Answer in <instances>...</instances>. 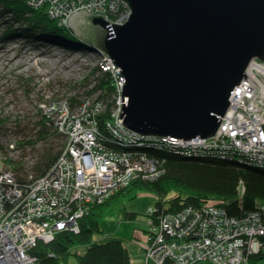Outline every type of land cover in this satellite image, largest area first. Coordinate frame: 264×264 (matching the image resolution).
I'll use <instances>...</instances> for the list:
<instances>
[{"label": "rangeland", "instance_id": "rangeland-1", "mask_svg": "<svg viewBox=\"0 0 264 264\" xmlns=\"http://www.w3.org/2000/svg\"><path fill=\"white\" fill-rule=\"evenodd\" d=\"M13 1H23L26 4L30 2L27 0ZM97 4V2L93 3L92 13L97 10ZM29 11L32 12V10ZM76 11L78 10L70 12L64 21H61L60 15L54 17V11H51L53 14H50L49 17L57 18L60 20L57 23L59 27L70 30L67 21ZM127 12L128 8L124 5L115 17L113 7L108 13L113 22L112 24L117 22L115 20L119 16L121 17L120 14ZM112 15L114 16L111 17ZM4 16L5 14L0 15V121H2L0 122V177L4 175L11 177L12 185L8 187L3 184L5 180H0V189L2 186L6 187L5 193L0 194V252L4 251L5 246L13 245V248L21 249L26 258L35 259L29 264H40L32 254L37 244L47 245L57 233L71 231H57L53 234V238L48 241L47 236L40 233L38 227L29 222L24 214L27 215L31 210L40 212L43 209L53 212L49 205L51 200L55 201L54 204L58 209L62 206L63 212H69L71 216L77 212L75 206H79L81 211L80 206L83 205V215L76 220V224L79 226L80 220L93 207L104 204L136 180L155 182L162 176L164 160L151 156L150 150L178 157L210 158L236 162L264 171V161L258 158L252 160L257 156L244 158V152H241V150L240 155L237 154L239 157L231 156L232 153H218L216 148L221 147L213 146L215 145V138L206 140V142L212 143V146L204 148L197 145L198 148L205 149L198 152V150H194L197 147L184 143L173 145L167 138H160L159 142H155L152 136H142L129 131L124 126L123 120L116 115L117 103L119 104V110L122 109V96L119 97V95L123 84L126 82L122 76V79L119 76L108 77L109 86L113 91L110 100L101 98L102 89L88 94V92L97 88L98 79L109 73V68L104 67L103 60L95 56L93 51L87 50L89 49L87 47H81L84 50L67 48L63 51L61 47H55V45L49 43L37 45L33 38L23 34V30H18L20 27L17 23L12 20L4 21ZM125 23L124 20H121L117 25H124ZM9 30H14L16 34L6 36V31ZM79 42L90 48L93 46L85 40ZM94 71H96V74L92 75ZM120 83H122V86H120ZM249 84L254 83L250 82ZM73 97L77 98V102L72 105L70 99ZM50 103L54 106L61 105L62 111L56 115L55 119L47 116L44 111L45 109L50 110ZM108 105H111L109 118L104 122L103 131L97 125L95 144L85 137L73 135V129L70 126L65 127L61 124L63 116H67V119L74 116V121L75 118L81 119L84 111H87L89 119L96 120V116L103 113ZM237 116L239 117V114L235 113L234 118ZM42 122L45 125L44 127L52 134L46 141L39 140L38 132ZM220 124H222V121H220ZM117 131L119 133L115 134ZM227 133L228 135L223 136L225 145L235 142L234 136L229 132ZM80 138L85 141V144ZM172 141H175V139ZM192 141L200 144L201 140L194 139ZM23 144L25 146H21ZM50 146H53L54 152H61L50 168L43 175H39L35 168L40 164L45 150ZM256 150L264 155V146L258 147ZM74 151L79 152L78 158ZM88 153L104 156V159L97 163L98 169L101 164L106 163L107 159H110L111 164L115 166L110 177L106 173L102 175L94 174L90 178L92 180L86 182L88 190L94 196L97 188L105 191L103 197L95 198L96 201H92V196L88 193L77 195L76 192L71 190V186L79 184L80 168L83 170L84 165L83 155ZM125 154H132V156L124 162V165L121 164L120 167H117V160ZM116 155L119 156L116 157ZM140 158H143L140 170L141 167L145 168L144 165L148 162H151L155 167L156 170L149 172L150 175L155 174L153 179L152 176L146 179L144 171L142 173L139 171L136 178L135 172L133 174L129 173L127 168L132 167ZM147 167L148 165H146ZM144 168L142 169L144 170ZM47 174H53L57 177L65 185V189H61L62 184L59 185L60 189L49 186L44 196L49 200L45 204V201H41L44 199L40 198L42 192L37 194V191L42 183L41 180ZM156 175L158 176L156 177ZM83 178H88L85 172ZM50 183L53 184V182ZM51 191L55 192L51 197H48ZM16 192H19V195H16ZM237 192L239 197L244 195L245 189L242 182L239 183ZM74 198H77L78 205L69 204L70 200H74ZM155 203L156 200L152 194L141 192L134 201L111 209L100 218L102 233L95 235L94 241L102 244L114 241L121 242L128 250L132 264H150L149 260L152 261V264H175L183 259L191 260L189 256L198 251L195 248L196 246H200L198 241L200 239L205 240L201 235L202 230L205 222L210 220L212 216L211 212L209 214L205 212L208 210L207 208H219L224 215L220 219L219 226L217 224L209 226L212 230L218 228V235L215 237L217 241L213 244L214 246L216 244L221 246L224 242L220 240L230 238V236L222 238L219 234L229 233L231 228L235 227L233 218L241 219L256 210L264 211V206H261L241 216H234L230 215L221 203L218 204L217 201L212 202L211 200L203 204L184 207L177 212L161 213L157 217L155 216ZM21 208H25V210L20 211ZM65 213L63 214L65 215ZM126 215H133L134 219L126 218ZM185 216H187L186 223L178 224L177 222L181 219L185 220ZM197 217H200L202 221L200 224ZM193 219H195V222H193ZM147 224L151 230L149 233ZM20 225L23 227L21 234H19ZM260 240L264 243V237H260ZM213 245L211 244V246ZM201 246L204 247L203 244ZM219 246L214 247L215 249L209 251V254L215 256L216 253H220L221 247ZM208 250H210V247ZM261 251L264 253V248ZM10 252L6 251L5 253L8 263L22 264L19 262V254L9 255ZM83 254L84 251L80 250L76 255L82 256ZM14 257L15 260L11 262L10 259H14ZM249 257L252 256H248L247 263L251 264ZM70 264H76V260L71 259ZM197 264L211 263L200 262ZM252 264H264V259Z\"/></svg>", "mask_w": 264, "mask_h": 264}, {"label": "water", "instance_id": "water-1", "mask_svg": "<svg viewBox=\"0 0 264 264\" xmlns=\"http://www.w3.org/2000/svg\"><path fill=\"white\" fill-rule=\"evenodd\" d=\"M123 1L132 11L124 25L83 9L68 26L121 69L124 126L187 142L214 137L247 65L264 62V0Z\"/></svg>", "mask_w": 264, "mask_h": 264}, {"label": "trees", "instance_id": "trees-1", "mask_svg": "<svg viewBox=\"0 0 264 264\" xmlns=\"http://www.w3.org/2000/svg\"><path fill=\"white\" fill-rule=\"evenodd\" d=\"M23 1L0 0V15L5 16L4 21L12 20L23 30V34L33 38L37 45L49 43L50 45L75 49L83 45L71 35V31L59 27L57 23L47 20L35 12H28L23 8ZM10 31V32H9ZM6 31V36L14 34V30ZM16 34V33H15ZM37 37H40L39 39ZM39 43V44H38ZM96 71L92 75H95ZM97 88L88 94L102 89L101 98L111 99V87L108 77L104 75L98 79ZM72 105L77 98L70 99ZM110 106L103 113L96 116L99 129L103 131L105 120L109 118ZM2 122V121H0ZM39 126V140H48L51 133ZM25 146V144L21 145ZM151 156L163 159V174L155 182L136 180L128 188L120 191L100 206L93 207L79 222L77 234L62 231L57 233L53 240L44 245L38 243L32 254L40 264H70L71 259L76 264H132L128 250L121 242L98 243L94 236L101 234L100 218L111 209L124 206L134 201L141 192L154 196L155 216L161 213L177 212L190 205H199L208 201H217L222 204L230 215L241 216L264 206V171L236 162H226L210 158L178 157L150 150ZM61 151L54 152L53 146L48 147L40 164L35 168L39 175H43L56 160ZM242 182L245 192L239 197L237 189ZM134 219L133 215H126ZM84 251L77 256L78 251ZM264 258L253 257L250 263Z\"/></svg>", "mask_w": 264, "mask_h": 264}, {"label": "built area", "instance_id": "built-area-1", "mask_svg": "<svg viewBox=\"0 0 264 264\" xmlns=\"http://www.w3.org/2000/svg\"><path fill=\"white\" fill-rule=\"evenodd\" d=\"M101 3L100 7H103L107 13H109L110 10L113 9L115 10V17L117 16V14H119V11L122 7L120 6H114L115 3H120V0H97ZM62 2L65 4V7H68L69 9L73 8V11L76 10V8L73 6V0H62ZM115 2V3H114ZM122 4V3H121ZM124 6V5H122ZM72 11V12H73ZM93 11V10H91ZM98 11V10H96ZM95 11V12H96ZM51 15L53 13H50ZM56 14V12H55ZM123 14V13H122ZM120 14L121 17L119 16L118 19H116L115 22L116 24L121 21L124 20L125 22H127L128 18H129V13H125V14ZM67 16V14H64ZM108 17L109 15L106 14ZM58 15H54V17H57ZM114 15H112L111 17H113ZM104 67H106V65H104ZM251 81H245V85L239 89H236V92L234 93L237 98H241L240 95L245 94L246 99L250 100L247 101L245 99V101L247 102L248 105L251 106L249 112L246 111H240V113L238 112H234L239 114V117L237 116L236 118H234V115L232 116L231 119V123L229 122L228 124H226L225 126L227 127H223V123L225 122L224 119H226V117L223 119L222 121V128L221 131L219 130L220 134L218 133L217 136L215 137V142L213 146H218L221 148H216L217 152L220 154H228V153H232L231 156H237L240 155V144L238 141H243L242 140H235V142H230L228 144L225 145L224 143V139L223 136L225 134L228 135V130H231L232 126L233 129L229 132L231 135L235 136L237 135V131L236 128L239 126H243L245 127L246 124H249V122H252V119L254 118V116H251L248 118V116L250 115H256L258 113H260V110L257 108L256 104H255V99L259 98V96L255 93L254 95H252L253 91L250 88H247V86L250 87L251 84H249ZM120 86H122V83H120ZM244 92V93H243ZM244 98V96H243ZM241 102H242V98H241ZM262 105V104H261ZM261 108V107H260ZM45 109V108H44ZM50 110L45 109V113L47 116H50L52 119H55L56 115L61 113L62 109H61V105H56L54 106V104L50 103ZM231 112V111H230ZM242 112V113H241ZM67 113V112H66ZM245 114L247 116L246 119H241L240 117H242V115ZM118 115V114H116ZM60 116V115H58ZM80 117V115H78ZM64 118L61 120V124L66 126H70L73 129V135H79V137H85L87 140H91L94 144H95V138L97 135V123L96 120L94 119H89L90 117L87 114V111H84L81 119L80 118H75L73 121V117H70L67 119V116H63ZM82 120V121H81ZM54 122V120H52ZM55 123V122H54ZM84 123V125H82ZM238 123V124H237ZM86 124V125H85ZM56 125V124H55ZM110 126V125H108ZM112 131V129H111ZM227 131V132H225ZM119 133V131L115 132ZM243 137H246V135H241ZM240 137V136H239ZM234 138V137H233ZM82 139V138H80ZM235 139V138H234ZM83 140V139H82ZM193 142V143H192ZM191 144H188L190 146L193 147H197V145H201L200 147H209L212 146V143H208V142H201L199 143H195L194 141H192ZM83 143L85 144V141L83 140ZM171 144H173L174 142L170 141ZM207 143V144H205ZM178 145V144H176ZM239 148H238V147ZM264 146L263 144L259 145V147ZM204 148H194V150H198V152H201V150H205ZM255 148V147H254ZM222 149V150H219ZM102 150V149H101ZM104 151V150H103ZM235 152V153H234ZM239 152V153H238ZM244 152V151H242ZM256 152H258V150H256ZM76 157L78 158V154L79 152L74 151ZM245 153V152H244ZM238 154V155H237ZM260 154H263L262 152H260ZM259 153H257L256 155H258L257 157H254L252 160H255L256 158L260 159L261 161H264V155H260ZM119 155H116V157ZM132 154H125V156H121V159L117 160V167H120L121 164L124 165V162L129 160V158H131ZM254 156V155H250ZM246 158V157H244ZM104 159V156L99 155V154H94V153H88L83 155V161H84V165H83V170L82 168H80L81 170V174L78 178V183L76 186H71V190L76 192V194L78 195L79 193H88L89 195L92 196V201H96V197H103L105 195V191L103 189H99L98 188L95 190V196L92 195V193L88 190V185H86L87 181H91L92 179L91 176L94 174H99L102 175L103 173H106L107 176H111L113 174V170L115 168L114 165L111 164V160L107 159L105 164H101L100 168H97V163L102 161ZM143 158H140V160L136 161L135 164H133L132 167L127 168L129 170L130 174H133V172H135V178L138 176L137 173L139 171H144L143 173L145 174L144 177L146 179H149V176H153L154 175H150V171H154L156 170L155 167L151 164V162L145 164V168L146 165H148V167L145 169L144 167H141L140 170V165L142 164V160ZM102 166H103V170H102ZM144 168V170L142 169ZM138 169V170H137ZM102 170V171H101ZM85 174H87V179L83 178V174L84 172ZM57 172V170L55 171V173ZM54 174V173H53ZM53 174H47L41 181V185L37 191V194L42 192V196L40 198L44 199L41 201H46L49 200L48 198L44 197L45 196V191L47 190V188L49 186H53L56 189H60L59 185L62 184L63 187L61 189H65V185L60 182V180H58L57 177H55ZM143 176V174H142ZM158 175H156L157 177ZM148 177V178H147ZM0 180H5V182L3 183L4 185H7L8 187H10L12 185V178L9 176H1ZM50 182H53V184H51ZM67 185H69V183H67ZM6 191V187L2 186L0 189V194L5 193ZM55 191H51L50 194H48V197H51V195L54 193ZM36 194V195H37ZM16 195H19V192H16ZM77 198H74V200H70L69 204H75L78 205L76 202ZM55 201L51 200V202L49 203L50 205V209L53 212H50L47 209H43L40 212H35V211H30L27 215L24 214V216L26 217V219L31 222L32 224L36 225L40 231V233L45 234L47 237V240H51L53 238V234L57 231H62V230H74L77 231V224H76V220H78L80 217H82L83 215V211H82V206H80L81 211L79 210V206H75L77 208V212L75 215L71 216V214L69 212H63V208H57L56 205L54 204ZM4 207V206H3ZM6 208V207H4ZM206 208V207H205ZM208 210H206L205 212L207 214H209L211 212L212 216L210 220H207L205 222L204 225V229L202 230V236L205 240L200 239V241H198V243L200 244V246H196L195 248L198 249L199 252L203 251V248H207V246L210 247V250H208V256H209V260H213L214 262H216L217 264H228L231 262V260H233L235 262V264H246L247 263V258L248 256H250L251 254H256L257 252L261 251L262 248H264V243L261 242L260 237H264V211L263 210H256L252 213H250V215L244 217V218H233V222L235 223V227L231 228V230L228 232H223L222 234H219L220 237L222 238H227V236H230L229 239H222L220 240L221 242H224L223 245L219 246L218 244H216L215 246L213 245L217 240L215 239V237L218 235V228L217 229H210L209 226L212 224H217V226H219L220 224V219H222V217H224L223 213L220 211L219 208L216 209H212V207L207 208ZM25 210V208H21L20 211ZM19 211V210H17ZM86 211V210H85ZM84 211V212H85ZM65 213V215L63 214ZM194 218V216H193ZM198 218V223L200 224L202 221L200 219V217ZM187 216H185V220L181 219L180 221H178L177 223H186ZM184 220V221H183ZM193 222H195V219H193ZM209 222V223H208ZM53 223V224H52ZM197 223V222H196ZM151 231V230H150ZM21 232H23V227L20 225L19 228V234H21ZM183 233V231H182ZM255 239L257 241H255ZM33 242V241H32ZM262 245L263 247H259V244ZM201 244L204 245V247L201 246ZM211 244L213 246H211ZM196 245V244H195ZM217 246L221 247V252L220 253H216L215 256L210 255L209 251L215 249ZM215 247V248H214ZM13 248V245L11 246H5V249L3 252H0V264H9L8 263V259L5 258V253L6 251L10 252L11 249ZM197 251V252H198ZM198 252V253H199ZM215 252V250H214ZM239 252V256H241L240 260H237L235 258L236 254ZM263 252V251H261ZM11 254H15L18 255L19 254V262L22 264H29L31 261H35V259L31 260L29 258H26L21 249H16L13 248V250L9 253V255ZM192 255V254H191ZM190 258V256H189ZM195 258V255H192V258H190L191 260H180L175 264H192L193 260ZM202 257H199L197 260H201ZM14 259H10V261L12 262Z\"/></svg>", "mask_w": 264, "mask_h": 264}, {"label": "bare ground", "instance_id": "bare-ground-1", "mask_svg": "<svg viewBox=\"0 0 264 264\" xmlns=\"http://www.w3.org/2000/svg\"><path fill=\"white\" fill-rule=\"evenodd\" d=\"M27 1H30V2L27 4L24 3L25 4L23 6L24 9H26L28 12H30L29 10H32V12L40 14L41 16H44L47 20L55 22V23H58L60 20H58L57 18H54L52 16L49 17L50 13H52L51 11H54V13L56 12L55 15H60L61 21H64L67 19V16H65L64 14L68 15L70 12L73 11V8L69 9L68 7H65V4L62 2V0H27ZM120 1H122L121 2L122 4L127 6V8H128L127 13H129V16H130L132 11H131L129 5L123 0H120ZM95 2L98 3L96 6L98 11L92 13L91 10H93V3H95ZM73 3H74L73 6L78 11H81L84 9L90 15H101L107 21H109L110 24L113 23L112 20L106 15V14H108L107 11L103 7H100L101 3L99 1H97V0H73ZM121 3L116 2L114 6L115 7L116 6L122 7ZM63 26H65V25L63 24ZM70 31H71L70 32L71 35L73 37H75L76 40H79V41L81 40V42L83 41L82 40L83 38L75 35L73 30L70 29ZM82 45L85 48L86 47L89 48L87 50L93 51V53H95V56H97L98 58L103 60L106 67L109 68V70H108L109 73H106L107 77L119 76L121 79H122V77L124 78V76L121 73V69L119 67L116 68L115 64L112 62V59L109 57V55L102 52V50L98 49L94 45L91 48L88 47L87 45H84V44H82ZM55 47H60V46H55ZM61 49L63 51L67 50V48H65V47H61ZM80 49H83V48L80 47ZM102 74H103V72H102ZM244 74H245L244 77L246 76V79L243 78L240 81L239 85L234 88V90H233V92H232V94L228 100L230 103L228 110L226 111L225 115L221 118V121H223V119L226 117V119H224L225 122L223 121L224 122L223 127H227L225 125L228 124L229 122L231 123V119H232V116L234 115V112H238V113H240V111L249 112L251 106L248 105L247 102L245 101V99H246L245 94L240 95V97L242 98V102H241V98L235 97L236 95L234 93L236 92V89H239L245 85V81L253 82L254 84H251L250 87L247 86V88H250L253 91L252 95H254L256 93L259 96V98L255 99V104H256L257 108L260 110V113H258L256 115L248 116V118L251 116H254V118L252 119V122H249V124H246L245 127H243L242 125L237 127L236 128L237 135L234 136L235 140H237V139L242 140L243 139V141H238L240 144V150H241V152L242 151L245 152L243 157L249 158L250 155L258 156L256 154L259 152H256V149L259 147V145L264 144V62H261L257 59L250 61L249 64L247 65L245 71H244ZM121 89L122 90L120 91L119 97L122 96L123 87ZM112 92L113 91H111V94H112ZM243 96H244V98H243ZM246 100L250 101L248 99H246ZM119 101H121V99H119ZM261 104H262V107H261ZM118 105L119 104L117 103V114L119 113L118 117L120 118L121 110H119ZM240 118L243 120V119H246L247 116L245 114H243L242 117H240ZM121 120H123V118ZM221 128H222V125L219 124V128H218L215 136L210 138V139H214L218 133L220 134L219 130L221 131ZM232 129H233V126H232L231 130ZM231 130H228V132H230ZM246 134H247L246 137H243V136L239 137L240 135H246ZM152 139L155 142H159L158 140L160 138L152 137ZM167 139L172 142V140H174L175 138L167 137ZM200 140L203 143V142H206V140H208V139H200ZM173 142H174L173 145L182 144V143H184L186 145H188V143L191 144V141L187 142V141H184L183 139H175V141H173ZM205 144H207V143H205ZM260 155H263V154H260ZM147 226H148V233H149L150 228H149L148 224H147ZM78 229H79V226H77V230ZM70 231L75 233V234H77L79 232V230H78V232L74 231V230H70ZM255 241H257V240L255 239ZM258 245H259V247H263L262 245H260V243ZM208 248H209V246H207L206 249L203 248L202 249L203 251H201V252L198 251L199 253L198 252L192 253V255H195V258L192 259L194 264H197L200 262L217 264L213 260H211V261L209 260ZM260 254H262L261 251L257 252L256 254H251L252 257H249V260L253 257L259 258ZM192 255H190V258H192ZM199 257H202V259L195 261ZM235 258L237 260H240L241 256H239V252L236 254ZM262 259H264V258H262ZM259 260H261V259H258L257 261H259ZM149 263L152 264V261L149 260ZM228 264H235V262L233 260H231V262ZM246 264H248V263H246Z\"/></svg>", "mask_w": 264, "mask_h": 264}]
</instances>
